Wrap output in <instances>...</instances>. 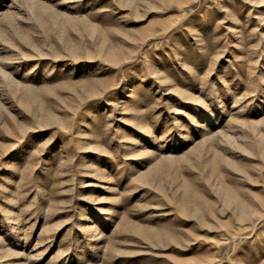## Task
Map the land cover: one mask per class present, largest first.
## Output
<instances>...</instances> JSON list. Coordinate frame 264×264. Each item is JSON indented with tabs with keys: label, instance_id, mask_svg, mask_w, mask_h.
Instances as JSON below:
<instances>
[{
	"label": "rangeland",
	"instance_id": "rangeland-1",
	"mask_svg": "<svg viewBox=\"0 0 264 264\" xmlns=\"http://www.w3.org/2000/svg\"><path fill=\"white\" fill-rule=\"evenodd\" d=\"M0 264H264V0H0Z\"/></svg>",
	"mask_w": 264,
	"mask_h": 264
},
{
	"label": "bare ground",
	"instance_id": "bare-ground-1",
	"mask_svg": "<svg viewBox=\"0 0 264 264\" xmlns=\"http://www.w3.org/2000/svg\"><path fill=\"white\" fill-rule=\"evenodd\" d=\"M225 136L227 137L226 139H228L229 141H233V142L236 141V140L235 141L231 140L232 138H229L230 137L229 135H225ZM216 193L218 194V196L221 198V200L224 202L225 205L232 206L237 211L238 210L240 212L253 211L251 206H248L247 204H245V202L240 201L235 195H233V193H231L227 189V187L222 182L217 183Z\"/></svg>",
	"mask_w": 264,
	"mask_h": 264
}]
</instances>
